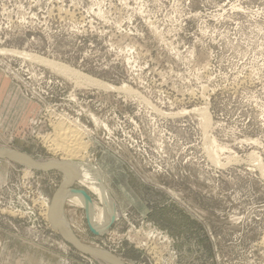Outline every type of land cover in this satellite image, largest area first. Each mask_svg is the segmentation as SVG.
Segmentation results:
<instances>
[{
    "label": "rangeland",
    "instance_id": "obj_1",
    "mask_svg": "<svg viewBox=\"0 0 264 264\" xmlns=\"http://www.w3.org/2000/svg\"><path fill=\"white\" fill-rule=\"evenodd\" d=\"M81 144L117 213L98 233L65 202L75 238L125 264H264V0H0V148ZM64 176L0 158V264H111L51 221Z\"/></svg>",
    "mask_w": 264,
    "mask_h": 264
},
{
    "label": "bare ground",
    "instance_id": "obj_2",
    "mask_svg": "<svg viewBox=\"0 0 264 264\" xmlns=\"http://www.w3.org/2000/svg\"><path fill=\"white\" fill-rule=\"evenodd\" d=\"M2 51H6V53L8 52V54L10 52H12V53H15L16 55H19V56L21 55V57H23L25 59H29V60L31 59L33 61L40 62V63L44 64L45 66H48V67L54 69V71L56 70L59 73H62L66 76H74V78L76 77L77 79H79L84 84L89 83V84H94L97 86L99 85V87L102 86L106 89H118V90L122 89V87L118 88V87H115L114 85H111L109 83L101 82L98 79H95L93 77H89L86 74H83L82 72L67 66V64L65 65V64L58 63V62H55L52 60L45 59L44 57H41L38 54L28 53L26 51L11 50V49L10 50L3 49ZM202 113H203V118H206L207 112L204 110ZM69 128L71 129V127H69ZM72 129H73V127H72ZM77 133H79V132H77ZM73 136H74V138H76L75 135H73ZM76 136H78V135H76ZM79 138H78V141H79ZM72 140L74 141V139H71V141ZM70 142H69V145H70ZM76 142H74V145ZM80 143H82V141L79 142L78 144H80ZM62 144H64V143H62ZM69 145L66 147H70ZM82 146L83 145L81 144L80 148L78 147V150L77 149L71 150L70 148L67 149L66 147H63L65 149V151L70 149L68 151V152H71V153H69V154H71L70 158L63 159V161H58V160H52L51 161L50 160V161L45 162V164H48L50 166H67V167L73 168L78 174V182L81 183L82 185L87 186V188H89L91 190L90 192H92L93 194L95 193V195L98 196V199L102 202L103 207L101 209H99L100 211H99V214L97 215L96 205L92 199V196H90V194L88 192L87 193L89 194L90 198H88L84 193L78 191L77 189L72 188V187H68L61 193V195L59 196V198L56 202L55 209H54V216L56 218H59L60 220H62L66 230L68 231V233L71 236V239H73L77 243V245H79L82 248H85L87 250L96 252V253L113 255V254L109 253L107 250L100 247L99 245H93L91 243L90 244L85 243V242H82L81 239L79 240L78 238H75L74 233L71 230L72 224H70V221L67 218L68 215H67L65 208H64L65 202H67V201L73 202L77 205H80V206H83L84 208H86L88 211L90 224L98 233L108 229L109 224L111 223V221H114L112 219L115 217V215L117 213L116 205L110 196L111 194H109V192H110L109 188H108V186H106V184H105L106 182L102 178L103 171L101 172L100 168L98 166L94 165L92 162H90V160H88V161L82 160L84 158H82V159L80 158L79 160L76 159L75 156H77L79 154V151L81 154V151L83 148ZM76 147H77V145H76ZM58 148H60V147L58 146ZM61 150H63V149H61ZM0 153H2V154H17L19 152H17V151L11 152V150H9L7 148H0ZM64 154H66V153H64ZM253 158L255 159L256 157L254 156ZM15 160L20 161L21 163H24L27 166L40 169L37 165L33 164L28 158L20 157V158L15 159ZM260 168L262 169L261 170L262 174H264V167L261 166ZM63 173L65 174L64 182L69 181L71 176H72V171L67 168L63 171ZM49 211H50V209H49ZM58 230H60V229L58 228ZM60 232L62 233L63 237L67 239V237L65 236V234L61 230H60ZM106 261L110 262L111 264H121L118 261H113V260H106Z\"/></svg>",
    "mask_w": 264,
    "mask_h": 264
},
{
    "label": "water",
    "instance_id": "obj_3",
    "mask_svg": "<svg viewBox=\"0 0 264 264\" xmlns=\"http://www.w3.org/2000/svg\"><path fill=\"white\" fill-rule=\"evenodd\" d=\"M28 158L33 164L37 165L39 168L44 169V170H60V171H64L65 169H70L72 171V176L70 178L69 181L67 182H63L60 187L58 188V190L54 193L53 197H52V201L50 204V219L51 221L65 234V236L67 237V240L73 244L79 251L91 255L95 258L98 259H102V260H113V261H118L121 264H125L119 257L115 256V255H107V254H101V253H96L90 250H87L85 248H82L81 246L77 245V243L71 239L70 234L68 233V231L66 230L62 220H60L59 218H56L54 216V209H55V205L56 202L59 198V196L61 195V193L68 187H72L74 182L78 179V174L77 172L70 167L67 166H50L48 164H45L44 162L38 161L33 159L31 156H29L28 154H23V153H17V154H2L0 153V158H7V159H11V160H15L18 158ZM78 191L84 193L88 198H90L89 194L87 193V191H85L84 189H77Z\"/></svg>",
    "mask_w": 264,
    "mask_h": 264
}]
</instances>
